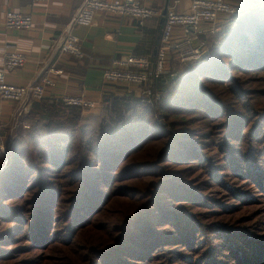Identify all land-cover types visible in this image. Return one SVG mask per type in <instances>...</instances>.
I'll return each instance as SVG.
<instances>
[{
  "label": "trees",
  "instance_id": "1",
  "mask_svg": "<svg viewBox=\"0 0 264 264\" xmlns=\"http://www.w3.org/2000/svg\"><path fill=\"white\" fill-rule=\"evenodd\" d=\"M218 27L157 102L43 98L1 129L0 264H264V0Z\"/></svg>",
  "mask_w": 264,
  "mask_h": 264
},
{
  "label": "crops",
  "instance_id": "2",
  "mask_svg": "<svg viewBox=\"0 0 264 264\" xmlns=\"http://www.w3.org/2000/svg\"><path fill=\"white\" fill-rule=\"evenodd\" d=\"M84 0H50L42 4L33 0H0V67L4 55L11 50L23 51L27 56L26 64L8 73L7 79L16 85H27L36 80L42 68L49 66L61 70L53 75L54 87L46 88L45 99L62 95H80L98 101L104 95H124L131 90L140 96L137 85L117 86L107 84L104 71L111 66L114 57L125 55L147 56L154 61L157 57L161 33L165 24L164 14L154 16L144 24L130 17H121L103 12L96 16L91 25H74L72 32L78 37V46L82 55H74L57 48L58 40L63 36ZM142 5L162 10L164 13L173 4V0H138ZM235 7L244 0H228ZM185 9V3L178 6ZM9 12H21L32 17L31 28L9 27L6 17ZM225 17L220 15V19ZM181 26H176L174 35H182ZM207 37H201L208 46ZM172 67L178 65L173 58ZM31 106V105H30ZM18 103L0 98V123L13 127L17 124ZM30 110V108H29ZM10 139L12 135H9Z\"/></svg>",
  "mask_w": 264,
  "mask_h": 264
},
{
  "label": "built area",
  "instance_id": "3",
  "mask_svg": "<svg viewBox=\"0 0 264 264\" xmlns=\"http://www.w3.org/2000/svg\"><path fill=\"white\" fill-rule=\"evenodd\" d=\"M45 4L50 0H33ZM185 3L183 11L178 10L181 3ZM236 7L228 0H173V4L164 13L145 5L138 0H84L71 23L67 26L63 36L58 40L57 48L81 56L82 50L78 46V37L73 34L74 25H91L98 14L107 12L121 17H130L144 24L154 16L165 15V24L161 33L157 57L154 61L147 56L125 55L114 57L111 66L104 71V80L119 86H140V94L148 98V102H157L161 93L152 86L154 81L163 78H174L177 75L172 67L173 58L181 65H187L199 60L208 52L205 41L207 37L218 30L220 15L230 16L236 12ZM9 27L31 28V15L21 12H9L6 17ZM176 26H181V36L174 35ZM27 56L23 51L11 50L4 55L0 67V98L18 103L16 114L26 112L33 101L46 97V88L54 87L56 80L53 75L61 70L46 64L33 82L27 85H16L7 79L8 73L23 67ZM51 102L57 101L68 107L92 108L95 101L80 95H62L52 97ZM2 151L5 146L0 145Z\"/></svg>",
  "mask_w": 264,
  "mask_h": 264
},
{
  "label": "rangeland",
  "instance_id": "4",
  "mask_svg": "<svg viewBox=\"0 0 264 264\" xmlns=\"http://www.w3.org/2000/svg\"><path fill=\"white\" fill-rule=\"evenodd\" d=\"M211 35H212V34H211ZM211 35H210V36H211ZM209 48H210V45L207 46V49H208V50H209ZM171 79H172V78H171ZM28 111H29V109H28L26 112H23L22 114H25V113H27ZM22 114H20V115L16 114V118H17L16 121H18L19 117H20ZM11 125H12V122H10L9 124L4 123V126H2V124L0 123V126H1L0 131H1V129H2V130H5V129H7L8 127H11ZM12 127H13V125H12ZM9 131H10V132H9ZM9 131H8V133H9V134H8V137L5 139V141H7L8 139L10 140L9 135H11V133H12V129H10ZM251 210H252L253 212H255V213H258L257 216L261 215V212H262V211L259 212V210H258V209H255L254 207L251 208Z\"/></svg>",
  "mask_w": 264,
  "mask_h": 264
},
{
  "label": "water",
  "instance_id": "5",
  "mask_svg": "<svg viewBox=\"0 0 264 264\" xmlns=\"http://www.w3.org/2000/svg\"><path fill=\"white\" fill-rule=\"evenodd\" d=\"M164 18H165V15H164Z\"/></svg>",
  "mask_w": 264,
  "mask_h": 264
}]
</instances>
